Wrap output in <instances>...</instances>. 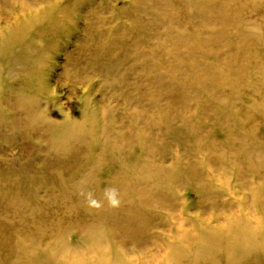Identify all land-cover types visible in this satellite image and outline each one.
<instances>
[{
  "label": "rangeland",
  "instance_id": "374dc122",
  "mask_svg": "<svg viewBox=\"0 0 264 264\" xmlns=\"http://www.w3.org/2000/svg\"><path fill=\"white\" fill-rule=\"evenodd\" d=\"M0 264H264V0H0Z\"/></svg>",
  "mask_w": 264,
  "mask_h": 264
},
{
  "label": "clouds",
  "instance_id": "9594fccd",
  "mask_svg": "<svg viewBox=\"0 0 264 264\" xmlns=\"http://www.w3.org/2000/svg\"><path fill=\"white\" fill-rule=\"evenodd\" d=\"M105 195L113 206L119 203L118 199L116 198L117 194L115 190L107 191ZM92 203L95 204V201H92Z\"/></svg>",
  "mask_w": 264,
  "mask_h": 264
}]
</instances>
